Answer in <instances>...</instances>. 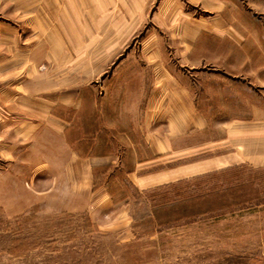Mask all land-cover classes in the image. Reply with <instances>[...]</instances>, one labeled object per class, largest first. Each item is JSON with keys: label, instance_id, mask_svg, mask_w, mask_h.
<instances>
[{"label": "crops", "instance_id": "0c3cea01", "mask_svg": "<svg viewBox=\"0 0 264 264\" xmlns=\"http://www.w3.org/2000/svg\"><path fill=\"white\" fill-rule=\"evenodd\" d=\"M228 4L0 0V208L18 215L37 204L56 213L98 207L110 197L105 183L94 189V173L125 161L142 188L234 163L264 165L256 38L187 9L221 13ZM172 11L182 22L172 23ZM102 60L112 74L98 86ZM205 150L216 155L195 170L168 165Z\"/></svg>", "mask_w": 264, "mask_h": 264}, {"label": "rangeland", "instance_id": "374dc122", "mask_svg": "<svg viewBox=\"0 0 264 264\" xmlns=\"http://www.w3.org/2000/svg\"><path fill=\"white\" fill-rule=\"evenodd\" d=\"M228 2L221 13L186 6L205 24L222 19L232 34L255 37L264 66V0ZM172 16L173 24L182 22L179 13ZM103 63L92 81L98 86L112 74ZM81 64L88 83V61ZM215 155H177L168 165L184 173L185 164L195 170ZM118 165L94 173V189L105 183L110 197L98 207L94 201L86 210L56 213L37 204L18 215L0 208V264H264V165L234 163L145 188L127 177L126 161Z\"/></svg>", "mask_w": 264, "mask_h": 264}]
</instances>
